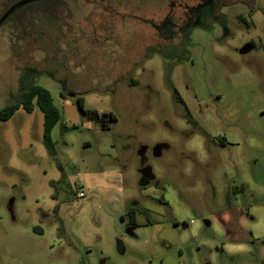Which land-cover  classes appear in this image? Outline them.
<instances>
[{"label": "rangeland", "instance_id": "obj_1", "mask_svg": "<svg viewBox=\"0 0 264 264\" xmlns=\"http://www.w3.org/2000/svg\"><path fill=\"white\" fill-rule=\"evenodd\" d=\"M37 1L0 0V109L62 118L55 156L37 105L0 122V264H264V0Z\"/></svg>", "mask_w": 264, "mask_h": 264}, {"label": "trees", "instance_id": "obj_2", "mask_svg": "<svg viewBox=\"0 0 264 264\" xmlns=\"http://www.w3.org/2000/svg\"><path fill=\"white\" fill-rule=\"evenodd\" d=\"M45 1H37L38 4L32 3H23L18 6L19 8H16L10 15L9 18L11 19H17L18 17L21 16V13L28 11L29 7H32L33 5L35 6L34 9H39L43 8L44 6L48 9H54V7L57 6L55 1L52 0H46ZM55 6H50L48 5L51 3ZM45 8V9H46ZM21 9H23L21 11ZM30 10V9H29ZM52 11V10H51ZM152 56L149 54L146 55L145 59L149 60L151 59ZM174 66H170L167 69V84L172 90L173 97L175 101L182 105L186 111V120L189 124L193 125L194 127H197V122L193 119L186 103L184 102L183 98L181 97L180 93L178 90L175 88L173 82L171 81L172 78V73H173ZM65 95L62 94L61 97H64ZM15 102L12 104H9L5 106L4 108L0 109V122H7L9 121L14 114L20 109H24L27 113H33L35 110V106L37 105L40 111L44 114V132H43V142L45 147L47 148L48 152L52 155H56V148L55 144L52 140L51 134L52 130L54 127L61 121V112L59 108L56 106L54 102V98L52 94L46 90L43 87L40 86H30L26 90L20 92L16 97H15ZM76 104L78 105L79 109L82 110L84 106V99L83 98H78ZM110 118L112 121H115L116 119L114 118L113 115H110ZM207 136V135H206ZM208 137V136H207ZM61 169V167H60ZM62 170V169H61ZM62 181V180H61ZM59 181V182H61ZM59 182H57L59 184ZM55 182H51V186L55 187L57 185ZM57 193L52 196L54 200H56ZM57 211V210H55ZM138 213H142L146 215L149 218V212L148 210L143 209L142 207L139 206H128L127 210V215L129 217V227H136L137 226V219L136 216Z\"/></svg>", "mask_w": 264, "mask_h": 264}, {"label": "crops", "instance_id": "obj_3", "mask_svg": "<svg viewBox=\"0 0 264 264\" xmlns=\"http://www.w3.org/2000/svg\"><path fill=\"white\" fill-rule=\"evenodd\" d=\"M111 119V118H110ZM75 184V183H74ZM136 207V206H135ZM140 207V206H139ZM143 208V207H142ZM143 209H145V210H148V209H146V208H143ZM232 211H233V209H231ZM232 211H227V216H226V218H231V214L232 213H230V212H232ZM148 212H149V218L146 216V215H144L146 218H147V221H148V224H152V222H151V211L150 210H148ZM139 214V213H138ZM140 214H142V213H140ZM239 214H237V216H238ZM136 219H137V216H136ZM123 221H125V219H123ZM128 224H129V221H128ZM136 227H142V226H140L139 224H138V222H137V226ZM135 228V227H134ZM237 231H238V233H236V236H238L239 237V234H241L244 230H242L241 228H238V229H236ZM244 235H246L245 233H244ZM244 238H245V236H244ZM239 239V238H238ZM218 252H219V249L217 250ZM223 251V250H222Z\"/></svg>", "mask_w": 264, "mask_h": 264}, {"label": "built area", "instance_id": "obj_4", "mask_svg": "<svg viewBox=\"0 0 264 264\" xmlns=\"http://www.w3.org/2000/svg\"><path fill=\"white\" fill-rule=\"evenodd\" d=\"M77 197H79V198H84L85 197V193H84L83 189L80 190V191H77Z\"/></svg>", "mask_w": 264, "mask_h": 264}, {"label": "water", "instance_id": "obj_5", "mask_svg": "<svg viewBox=\"0 0 264 264\" xmlns=\"http://www.w3.org/2000/svg\"><path fill=\"white\" fill-rule=\"evenodd\" d=\"M251 50V49H250ZM90 119L93 120L94 119V114H90ZM73 186H74V182H73Z\"/></svg>", "mask_w": 264, "mask_h": 264}, {"label": "flooded vegetation", "instance_id": "obj_6", "mask_svg": "<svg viewBox=\"0 0 264 264\" xmlns=\"http://www.w3.org/2000/svg\"><path fill=\"white\" fill-rule=\"evenodd\" d=\"M130 228V231L133 229V227H129Z\"/></svg>", "mask_w": 264, "mask_h": 264}]
</instances>
